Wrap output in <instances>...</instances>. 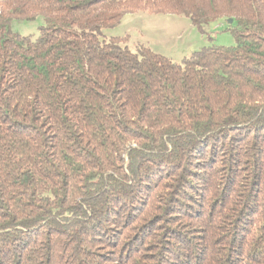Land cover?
<instances>
[{"label":"trees","instance_id":"trees-1","mask_svg":"<svg viewBox=\"0 0 264 264\" xmlns=\"http://www.w3.org/2000/svg\"><path fill=\"white\" fill-rule=\"evenodd\" d=\"M128 12L236 44L102 39ZM0 264H264V0H0Z\"/></svg>","mask_w":264,"mask_h":264},{"label":"rangeland","instance_id":"rangeland-1","mask_svg":"<svg viewBox=\"0 0 264 264\" xmlns=\"http://www.w3.org/2000/svg\"><path fill=\"white\" fill-rule=\"evenodd\" d=\"M43 16L34 20L14 19L13 31L24 36L37 38L44 25ZM233 23V22H232ZM229 19H218L203 30L192 23L185 15L170 13H125L120 22L103 29L102 39L125 37L122 41L132 51L137 52L140 46H148L175 62H181L186 56L211 44L233 46L235 37L230 30Z\"/></svg>","mask_w":264,"mask_h":264},{"label":"water","instance_id":"water-1","mask_svg":"<svg viewBox=\"0 0 264 264\" xmlns=\"http://www.w3.org/2000/svg\"><path fill=\"white\" fill-rule=\"evenodd\" d=\"M229 21H230V23H232L233 22V19H229Z\"/></svg>","mask_w":264,"mask_h":264}]
</instances>
